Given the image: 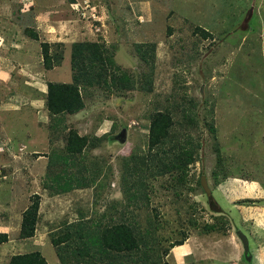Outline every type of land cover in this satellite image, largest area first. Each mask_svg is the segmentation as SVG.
Segmentation results:
<instances>
[{
	"label": "rangeland",
	"instance_id": "374dc122",
	"mask_svg": "<svg viewBox=\"0 0 264 264\" xmlns=\"http://www.w3.org/2000/svg\"><path fill=\"white\" fill-rule=\"evenodd\" d=\"M197 27L214 39L195 33ZM83 41L115 51L137 87L124 93L89 89L86 109L65 117L66 131L54 130L47 85L72 82L71 47ZM44 42L63 44L60 67L45 69ZM139 45L156 47L153 67ZM158 111L173 116L176 145L193 141L198 161L184 176H149L147 198L132 204L122 180L124 159L149 155L151 116ZM70 128L112 140L84 154L78 162L83 173L68 170L92 179L97 169L95 183L55 196L46 188L48 174L61 168L49 169V157L64 147ZM123 129L122 144L116 136ZM203 176L213 192L211 205L199 185ZM34 195L41 199L36 233L22 239ZM247 199L260 207L238 204ZM122 215L155 238L159 253L169 249L167 264H264V0H0V233L8 235L0 263L38 250L49 264H61L53 239L79 224L119 223ZM219 216L224 219L217 221ZM206 225L215 227L208 232ZM239 231L249 239L251 263Z\"/></svg>",
	"mask_w": 264,
	"mask_h": 264
},
{
	"label": "trees",
	"instance_id": "16d2710c",
	"mask_svg": "<svg viewBox=\"0 0 264 264\" xmlns=\"http://www.w3.org/2000/svg\"><path fill=\"white\" fill-rule=\"evenodd\" d=\"M74 3L75 0H69ZM29 33L33 39L39 41V36L32 30ZM195 33H200L206 39H214L213 35L201 27H197ZM50 43H41L43 64L46 70H53L60 67L64 61L63 44L58 43L54 46L56 51L52 52ZM143 55L149 66L153 67L151 58L155 56L156 47L151 45L143 49L142 45L137 47ZM115 51H110L99 42L83 41L75 42L71 47V69L73 71L72 82L70 83H49L46 93V108L53 119L54 130H67L65 117L67 115H77L86 109L84 92L89 89L108 90L109 92L124 93L133 91L137 87V82L131 77L129 72L121 69L115 60ZM146 56V57H145ZM186 117H190L187 115ZM174 119L169 112L158 111L151 116V123L148 134V156H136L134 153L125 158L124 172L122 180L125 193L129 201L137 202L142 198H147V180L166 176L174 173H182L183 176L189 166L198 161L192 140H186L184 143L174 140L178 134L174 129ZM211 129L215 132L214 125ZM175 132V133H174ZM108 134L102 137L91 135H81L77 129L70 128L65 136V145L62 149H53L49 157V169L60 167L59 173L49 172L52 180L47 184L53 191L52 195H61L69 193L75 189L89 188L96 182L100 175L97 169L92 179L86 177L78 178L69 173V168L76 167L80 173L86 170L85 166L79 161L84 160V154L87 155L91 149H98L106 140ZM112 140L111 137H108ZM190 139V137L188 136ZM118 143V142H117ZM171 143V148L164 152V156L158 155L162 146ZM177 149L174 157L171 153ZM140 151V149H139ZM168 157H171L168 162ZM139 159V165L133 166L136 159ZM219 162V160H218ZM215 185L219 184V176L213 173ZM183 178V177H182ZM182 179V183H183ZM201 186V180L199 181ZM101 183L100 187L104 188ZM203 192L206 194L205 190ZM33 203L24 212V220L20 237L22 239L32 238L36 233V226L39 221L40 196L34 195ZM209 201V200H208ZM210 205L211 202L209 201ZM256 201L243 200L239 205L250 207L260 206ZM217 221L224 217L215 218ZM114 219L111 218V222ZM102 227V228H100ZM215 225H206L205 230H213ZM72 228V227H71ZM70 228V229H71ZM68 230L64 235L52 240V245L56 250L61 264H125V260L138 261L141 264H167L163 261L164 256H168L169 249L159 253L156 247V241L153 237L149 240V232L142 233L135 220L125 219L119 223L106 224L100 223L96 227H84L78 225L75 231ZM74 232V233H73ZM187 239V238H185ZM8 242V235L0 233V244ZM185 240L177 241L171 244L170 248L184 245ZM164 254V255H163ZM245 257V256H244ZM247 262V259L245 257ZM244 260V261H245ZM94 261V263H93ZM1 264V263H0ZM8 264H49L42 252L35 250L26 254H17L13 256Z\"/></svg>",
	"mask_w": 264,
	"mask_h": 264
},
{
	"label": "water",
	"instance_id": "95a60500",
	"mask_svg": "<svg viewBox=\"0 0 264 264\" xmlns=\"http://www.w3.org/2000/svg\"><path fill=\"white\" fill-rule=\"evenodd\" d=\"M116 140L119 143H122V144L125 143L127 140V130L123 129V131L119 135L116 136ZM201 185L203 189L205 190L207 197L210 198L212 196V191L208 185V182L205 176L202 177ZM238 237L242 242L247 261L251 262L252 255L250 253V243H249L248 237L244 235L241 231L238 232Z\"/></svg>",
	"mask_w": 264,
	"mask_h": 264
},
{
	"label": "clouds",
	"instance_id": "9594fccd",
	"mask_svg": "<svg viewBox=\"0 0 264 264\" xmlns=\"http://www.w3.org/2000/svg\"><path fill=\"white\" fill-rule=\"evenodd\" d=\"M207 179V178H206ZM202 180V179H201ZM202 186V185H201ZM212 191V190H211ZM212 196H213V192H212ZM208 198V197H207ZM208 200H210V198H208ZM247 200H250V199H247ZM243 207H245V206H243ZM253 207V206H252ZM256 207H260V206H256ZM246 208H250V207H246ZM242 243V242H241ZM250 253H251V250H250ZM251 255H252V253H251ZM244 256H245V254H244ZM246 257V256H245ZM252 261H253V255H252ZM251 261V262H252ZM248 262V261H247ZM251 262H249V263H251Z\"/></svg>",
	"mask_w": 264,
	"mask_h": 264
},
{
	"label": "crops",
	"instance_id": "0c3cea01",
	"mask_svg": "<svg viewBox=\"0 0 264 264\" xmlns=\"http://www.w3.org/2000/svg\"><path fill=\"white\" fill-rule=\"evenodd\" d=\"M252 191V190H251Z\"/></svg>",
	"mask_w": 264,
	"mask_h": 264
}]
</instances>
